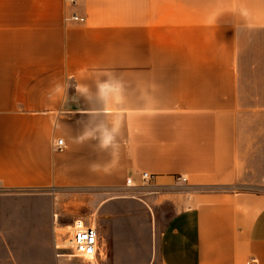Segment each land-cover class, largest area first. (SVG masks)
<instances>
[{
  "label": "crops",
  "instance_id": "0c3cea01",
  "mask_svg": "<svg viewBox=\"0 0 264 264\" xmlns=\"http://www.w3.org/2000/svg\"><path fill=\"white\" fill-rule=\"evenodd\" d=\"M260 124L264 0H0V264H264Z\"/></svg>",
  "mask_w": 264,
  "mask_h": 264
},
{
  "label": "built area",
  "instance_id": "2783aa9c",
  "mask_svg": "<svg viewBox=\"0 0 264 264\" xmlns=\"http://www.w3.org/2000/svg\"><path fill=\"white\" fill-rule=\"evenodd\" d=\"M74 20L84 18L72 17ZM69 146L63 138H56L53 141V149L57 151H64ZM140 184H135L132 177L126 180L127 186H137L141 188H149L155 183V175L150 172H142L140 174ZM177 181L185 183L187 178L183 175L177 177ZM71 230L68 232L69 245L65 247L62 242L56 243V251L58 256L79 257L87 260H94L97 256L101 243V236L98 228L93 222H86L83 219H75L70 225Z\"/></svg>",
  "mask_w": 264,
  "mask_h": 264
},
{
  "label": "rangeland",
  "instance_id": "374dc122",
  "mask_svg": "<svg viewBox=\"0 0 264 264\" xmlns=\"http://www.w3.org/2000/svg\"><path fill=\"white\" fill-rule=\"evenodd\" d=\"M263 126H264V124L263 125L260 124V130H259L260 133H258V131L256 133L254 132V135L256 137L255 142H256V144L260 145L259 150H262V146H264V135L261 132V131H263L262 130ZM246 136L248 139L251 140L252 139V132L247 133ZM251 189L264 190V187H253ZM88 199H90V197ZM88 201H90V200H88ZM91 210L92 209H91L90 203H86V202L77 203L76 201H74L73 198H69V203L67 204V211H66V215H65L66 219L64 220L65 223L58 225V231L62 235V239H63L62 244L64 246L67 247L69 245V242L67 241V237H68V232L71 230V227L69 228L68 226H70L75 219H83L86 222H93V216L91 214ZM95 221H96V225H97V228H98V231L100 234L97 219ZM138 223H140V222H138Z\"/></svg>",
  "mask_w": 264,
  "mask_h": 264
},
{
  "label": "bare ground",
  "instance_id": "6f19581e",
  "mask_svg": "<svg viewBox=\"0 0 264 264\" xmlns=\"http://www.w3.org/2000/svg\"><path fill=\"white\" fill-rule=\"evenodd\" d=\"M69 228H70V226H68ZM67 241H68V239H67ZM69 242V241H68ZM66 247V246H65Z\"/></svg>",
  "mask_w": 264,
  "mask_h": 264
}]
</instances>
